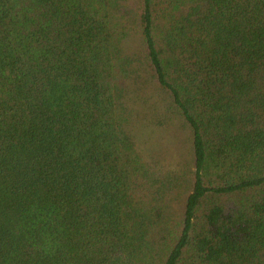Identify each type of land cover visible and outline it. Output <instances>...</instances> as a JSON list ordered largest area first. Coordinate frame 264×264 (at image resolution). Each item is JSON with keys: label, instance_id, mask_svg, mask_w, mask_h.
<instances>
[{"label": "trees", "instance_id": "trees-1", "mask_svg": "<svg viewBox=\"0 0 264 264\" xmlns=\"http://www.w3.org/2000/svg\"><path fill=\"white\" fill-rule=\"evenodd\" d=\"M150 83L189 175L129 129ZM0 264H264V0H0Z\"/></svg>", "mask_w": 264, "mask_h": 264}, {"label": "rangeland", "instance_id": "rangeland-1", "mask_svg": "<svg viewBox=\"0 0 264 264\" xmlns=\"http://www.w3.org/2000/svg\"><path fill=\"white\" fill-rule=\"evenodd\" d=\"M129 43L137 50L141 49L139 36H134ZM140 91H146L152 96L151 99L148 97L143 100L129 96L131 101H128V106L133 111L129 129L140 154L156 166L178 169L189 175L191 147L183 122L175 116L172 120L169 119L171 112L165 108L166 97L162 93L158 95L151 83L145 84L138 92L141 93ZM153 106L155 107L152 108ZM156 118L159 121L154 120Z\"/></svg>", "mask_w": 264, "mask_h": 264}]
</instances>
